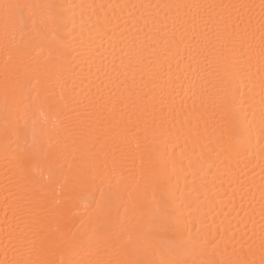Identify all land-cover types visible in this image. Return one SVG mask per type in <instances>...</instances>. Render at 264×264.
Segmentation results:
<instances>
[{
    "label": "snow or ice",
    "instance_id": "6c2138e0",
    "mask_svg": "<svg viewBox=\"0 0 264 264\" xmlns=\"http://www.w3.org/2000/svg\"><path fill=\"white\" fill-rule=\"evenodd\" d=\"M254 8H259L256 23L251 15L241 14ZM107 9L112 10L111 17ZM112 18L123 19L130 31L134 29L131 39L121 32L113 42ZM105 40L114 52L119 49L121 62L117 64L114 59L110 65L102 64L97 68V79L103 76L109 83L122 86L119 77L127 67L124 58L130 56L136 58L142 79L147 76L144 87L148 91L132 100L137 120L124 124L121 132L140 150V174L145 177L147 173L151 197L135 177H104V190L100 200L94 201L87 227L71 232L61 226L58 208L21 194L28 223L20 232H5V252L9 248L26 249L30 259L25 264H255L247 258L254 234L240 232L231 221L222 229L218 226L213 234L203 220L198 227L197 219L189 218L191 212L184 215L183 201L177 204L178 188L171 182L165 159L163 121L158 126L149 125L144 114L154 107L156 95L184 85L181 75L171 70V53L181 45L185 51L194 45L191 52L198 67L187 80L192 111L198 124L203 121L205 133L211 128L208 135L217 155L243 157L250 164L257 161L253 170L260 168L264 222V0L259 5L3 0L0 47L9 55L0 70V138L11 164L5 173L7 182L12 187L34 183L29 172L36 165H43L47 169L45 179L53 180L68 147L62 140L71 139L75 144L77 139H90L99 127L97 117L115 107L111 99L114 93L109 92L107 99L103 94V88L108 87L103 79L96 95L85 100L71 95L65 86L68 56L72 52L92 56ZM26 59L31 62L25 63ZM188 67L191 70V65ZM49 81L55 87L50 88ZM145 159L148 169L143 167ZM97 178L91 170L77 168L72 173V187L101 190L95 184ZM60 179L66 184L68 177L62 175ZM241 187H245L243 183ZM246 187L252 193L253 185ZM260 248L264 252V230Z\"/></svg>",
    "mask_w": 264,
    "mask_h": 264
},
{
    "label": "bare ground",
    "instance_id": "6f19581e",
    "mask_svg": "<svg viewBox=\"0 0 264 264\" xmlns=\"http://www.w3.org/2000/svg\"><path fill=\"white\" fill-rule=\"evenodd\" d=\"M2 2L3 0H0V3ZM32 2L42 3L45 0H32ZM56 2L96 5L176 2L259 5L261 0H56ZM106 11L111 17L112 10L107 9ZM77 13V23H79L78 9ZM241 14L251 15L254 18V23L259 21V8L250 11L244 10ZM86 19L87 16H85ZM101 22H104L103 16ZM110 27L114 29L113 42H116L121 32L131 39V31H134V29L130 31L124 25L123 19L112 18ZM193 47L195 46L189 45L188 51H185L184 45H181L179 49H173L171 55L174 58L170 61L171 70L179 73L181 80L185 83L182 87H177L175 91L169 88L162 96L156 95L155 100L152 101L154 107L148 108L144 119L147 124L154 126H158L163 121L166 129L164 143L167 156L165 159L168 160L171 182L178 188L177 204L180 205L181 200L183 201L184 215L188 216L191 212L189 218L195 217L198 227L199 221L203 220L207 230L213 234L218 226L221 229L224 226H229V221H231V226L240 232L246 231L249 235L254 234L255 242H249L252 252L247 258L254 261L255 264H261L264 252L260 248V235L264 230L262 229L264 222L261 219L260 168L256 166L253 170V164L257 163L256 160L250 164L243 157L217 155L216 145L210 143L208 135L212 131L211 128L208 129V133H205L203 121L197 123L189 99L190 93L187 92V80L192 78L198 67L196 60L193 59L194 53L191 52ZM8 55L0 47V70L3 69ZM114 59L117 64L121 62L119 49L114 52L107 40L103 42L100 51L92 56L77 52H72L68 56L70 67L69 72L65 75L67 92L77 99L91 98L96 95L100 80L103 79L104 83L108 85L103 88V94L107 99L109 92L114 93L111 99L115 107L111 111H104L103 115L97 117L99 127L90 139H77L75 144L71 139L62 140V143H66L68 147L60 161L62 167H57L53 180L45 179L47 169L43 165H36L29 172V175L35 180L34 183L12 187L5 177L6 170L11 167V164L5 158L4 141L0 138V264H25L30 259L24 248H9L5 252L4 247L5 232L12 229L20 232L26 228L28 223L22 202L19 199L21 194L26 199L40 201L50 207L58 208L61 211L59 217L61 226L71 232L87 227L94 201L100 200L102 190H104L101 184L104 177L109 175L135 177L140 181L142 189L146 188L149 198L151 197L152 185L146 183L147 173H145V177H141L140 174V150L136 148L134 140L126 139L121 132L124 124L129 121L134 123L137 120V112L132 107V100L137 95L148 91V88L144 87L147 76L145 75L142 79L136 58L130 56L124 58L127 67L119 77L120 81H123L122 86L118 82L109 83L103 76L97 79V68L102 64L110 65ZM30 62V59L25 61V63ZM189 65H191V70H189ZM167 67L168 65H166ZM48 86L55 87L52 81L48 82ZM55 91L59 95L58 87L55 88ZM255 91L258 106L259 87ZM128 97H132V99L129 100ZM121 100L126 102L122 104ZM61 120L63 121L64 118L61 117ZM131 126V123H128V127ZM109 129H115V131H109ZM164 151L165 148L162 146L161 152ZM173 162H176L175 167H173ZM143 167L145 169L150 167L147 159H145ZM77 168L91 170L93 175H97L95 184L100 185L101 190H97L95 187L88 190L83 185L72 187V173ZM62 175L68 177L66 184L60 179ZM241 183L245 186L243 189ZM250 184L253 185L252 193L247 192L246 186ZM249 202H251V207ZM188 205L191 207L189 208ZM247 246L246 244L245 247ZM32 258L34 259V257Z\"/></svg>",
    "mask_w": 264,
    "mask_h": 264
}]
</instances>
